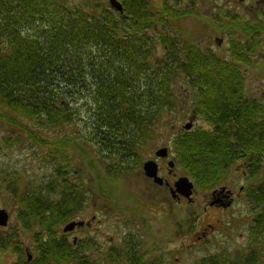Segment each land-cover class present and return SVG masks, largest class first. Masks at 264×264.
<instances>
[{
    "label": "trees",
    "instance_id": "obj_1",
    "mask_svg": "<svg viewBox=\"0 0 264 264\" xmlns=\"http://www.w3.org/2000/svg\"><path fill=\"white\" fill-rule=\"evenodd\" d=\"M118 1L122 12L108 0H0V121L14 131L2 146L40 149L39 163L49 167L28 186H21L19 176L7 182L20 227L38 228L28 264H88L83 254L93 242L78 240L74 247L57 236L59 226L77 219L89 199L72 154L83 165L89 158L100 164L99 181L114 191L120 179L139 170L141 143L151 139L153 125L178 98V111L193 110L200 119L201 126L173 140L176 165L196 185L224 184L238 162L252 178L260 175L264 105L245 94L240 63L248 56L240 53L246 43L239 30L234 28L227 48L236 59L244 57L234 68L211 50L190 46L179 27L165 25L167 18L192 13L166 3L155 14L153 0ZM223 19L214 16L213 22ZM158 24L164 29L149 34ZM159 46L165 54L156 57ZM245 201L254 215L250 254L229 259L221 252L195 264H264V257H256L264 246V177L248 188ZM16 233L0 230V251L11 248L19 255L13 264H25Z\"/></svg>",
    "mask_w": 264,
    "mask_h": 264
},
{
    "label": "rangeland",
    "instance_id": "obj_2",
    "mask_svg": "<svg viewBox=\"0 0 264 264\" xmlns=\"http://www.w3.org/2000/svg\"><path fill=\"white\" fill-rule=\"evenodd\" d=\"M179 1L180 3L176 4ZM152 2L155 14L160 12L161 5L166 3L168 7H170L169 4L173 5V8L178 11L186 10L192 13V16L188 13L178 16L177 21L167 18L170 22H167L165 25L179 27L178 29L181 31L182 38L190 46H198L203 50H211L215 59L229 60L234 68H237V60H244L242 59L244 57L236 59V55H232L231 51L227 52V48H229L228 41L234 38V24H239L243 21L247 22L244 25L251 28L254 24L252 20L264 22V18L260 19L262 18V13H264V0H196L194 1V6H187V4H190L189 0L188 3L185 0H164V3L160 0H153ZM226 11L232 13L234 17L229 16L231 18L229 20V17H226ZM214 16L224 17V19L216 23L213 22ZM226 22L230 26H227ZM215 25H218L220 29L215 31ZM163 29V24H158L148 32L149 34H153ZM221 38L223 39L222 48H219L220 46L217 44V41ZM240 39L246 43V39L248 38L245 39V36H240ZM248 45L253 50V53L245 51L246 54L250 55L248 56V62L240 63V68L245 77V94L248 95V98L262 99L264 101V32L250 35ZM162 53L165 54L163 47H157V54L155 56L160 57ZM179 94L184 98V102L188 100L187 92L182 91ZM180 102V98L176 99V107L171 111H167L164 117L160 118L159 122L153 125L154 134L151 139L148 142L144 141L143 144L141 143V150L144 155L142 162L156 159L154 153L161 147L169 148V158H175L173 140L177 134L184 132L183 127H185L191 116V112L188 110L186 112L178 111L177 107H180ZM80 120L84 119L80 118ZM79 125H82V123H76L75 128ZM199 126H201L200 120L197 121L195 127ZM11 136H14L13 129L5 126L0 121V145L2 147L0 151V209H4L10 214L9 224L3 232H17L16 235L19 240L16 239L15 242L21 247V250L24 251L25 247H29L31 250L35 244L34 236L38 228L24 229L20 227L16 216L17 205L9 194L7 182L19 176L22 178L21 186H28L30 181H38L44 175H47L49 167L40 165L36 155L41 152L40 149L32 150L26 146L18 148L14 145L9 149L3 148L2 138H11ZM78 157L72 154L73 162L76 163L77 169L89 185L87 188L89 202L83 211V217L77 219L89 220L91 215L94 214L98 217L99 224L96 225L97 229L83 228L75 233V235L79 237H92L95 244L100 246L101 249L94 248L95 253L91 254L92 256H98L100 252H104V247L108 249L113 246L111 245L113 244L111 242L112 239L122 240V235L126 232L123 228L130 227L120 222L116 218V215H125L124 219L128 220V223L137 222L136 228L139 231L138 233L142 234L145 238V247L148 250H153L151 255L158 256V259L168 260L166 264H195L201 258L212 257L221 252L227 253L229 259H234L238 254H250V251L253 249V246L250 244L253 240L251 228L253 229L252 220L254 215L251 206L248 207L244 199H239L237 203L227 210L209 209L204 213L202 202L204 196L207 195L206 193L211 191V189H203L194 183L193 191L196 192V196L192 195V198L193 196L195 197V203L190 204L188 209L182 208L183 211L174 205V210L172 211L171 203L169 202L170 205L167 206L168 211H162L165 213L163 219L162 214H148L145 212L146 209L140 207L136 209L133 204L134 202H132L133 198L148 197L151 187L155 185L151 182H145L141 172L127 175L120 181L114 191L107 188L105 190L99 181L101 165L96 163L95 160H91V158L87 160V164L83 165V159H79ZM169 158L159 160V164L167 168ZM260 161L262 164L260 170L261 176L259 175L256 178L250 177L248 179L244 177L241 170H238L240 166H236V163L232 165V170L229 173L230 176L226 181H228L227 184H229L234 192H238L241 186H249L263 179L264 154ZM174 172L177 173V176L188 177L186 170H183L180 166L176 167ZM124 180L125 183H123ZM160 193L152 194L149 199L152 200L155 197L159 201V204L166 206L167 203L164 202L163 196H165L166 200H169V196L164 194L163 190ZM111 202L112 205L110 204ZM139 220L143 221L138 222ZM202 222L203 225L205 223L213 225V229L209 230L205 237L200 235L202 230L200 225ZM60 228L61 226H59L57 236L64 235L62 228L61 230ZM149 232L152 233L149 234V238H146ZM69 237L71 240V236ZM12 246L15 248L14 245ZM86 255H88V251L83 254V256ZM18 256L11 248L4 249L0 251V264H13L19 260ZM256 257L262 261L264 257L263 244ZM93 259L95 258L93 257ZM258 264L261 263L259 262Z\"/></svg>",
    "mask_w": 264,
    "mask_h": 264
},
{
    "label": "flooded vegetation",
    "instance_id": "obj_3",
    "mask_svg": "<svg viewBox=\"0 0 264 264\" xmlns=\"http://www.w3.org/2000/svg\"><path fill=\"white\" fill-rule=\"evenodd\" d=\"M226 14H231L233 16V14L230 13L229 11H227ZM263 18H264V13H262V18L260 19H263ZM252 22L254 24L251 26V28L244 25L247 22H243V21H241L239 24L238 23L236 24L233 23V24L235 25V29L239 30V33L241 36H245V39L246 38L249 39L250 35L264 32V22L262 23V21L257 22L254 20H252ZM248 39H246L247 42L245 46L241 47V44L239 45V50L242 51L240 53L244 54L245 51L249 53H253V50L251 48H250L251 50H249ZM222 42H223L222 38L221 40L217 41V44L220 46L219 48H222ZM246 55L250 56L249 54H246ZM250 99L258 100L261 102V104L264 105V101L262 99H255V98L254 99L250 98ZM165 159H167V157L157 159L158 176L162 180L161 183H156L153 179H149L145 177L144 173L141 172L142 173L141 175L145 182H149V183L151 182L152 184H155V185L154 186L151 185L152 187H151V191L148 197L141 196L140 198L137 197V198L132 199V202H134L133 204L142 209H146L145 211L146 213L153 214V215L162 214L163 219H164L165 213H163L162 211L167 210V206H169L170 203H171L172 211L174 210V205L178 206L181 209L182 208L188 209L190 204L195 203L194 196L192 199H189L185 197L183 191L175 190V183L180 176H177V173L174 172L175 169L170 168V167L165 168L161 164H159V160H165ZM238 170H241L242 175L248 179L250 177H254L249 173L248 167H246V165L244 164H241L240 169ZM227 183H224L223 184L224 186L223 185L219 186L216 189H213L209 191L208 193H206L207 195L204 196V200L202 202L204 206L203 207L204 213H206L209 209L227 210L231 208L235 203H237L239 199L241 198L244 199L246 197V193L249 187H253L255 185L254 183L249 186H241L238 192H234L229 186V184ZM162 190L164 194H167L169 196V200L168 199L166 200L165 196L161 195L164 198V202L167 203L166 206H164L163 204H159V201L156 200L155 197H153L152 200L149 199L152 194L155 195L157 192L161 194L160 191L162 192ZM193 195L196 196L195 191ZM116 218L120 222H123L124 224H127L130 227L123 228L126 232L122 235L123 236L122 240L118 241L117 239H112L111 242L113 244L111 245L113 246L109 247L108 249L104 247L105 251L100 252L98 256L96 255L92 256L95 253L94 248H100L99 245L95 244L92 237H79L75 235V233L79 232L83 228H87V229L96 228L97 229L96 225L99 224V219L96 215L94 214L91 215L89 219L90 220L89 225L85 224L84 226L76 227V229L72 233L67 235V239H69L68 238L69 235H72L74 247L77 246L78 240H89L90 242H93V246L90 248V250L88 251V255H87L88 264H166L168 262V260H161V259H158V256L155 257L151 255L153 250H148L145 247L146 245L144 243L145 238L142 234L138 233L139 231H137V228H136L138 225L137 222L128 223L127 222L128 220L124 219L125 215L123 216L116 215ZM78 220L81 221L82 219H78ZM142 221L143 220H139L138 222H142ZM200 228L202 229L200 232V235L205 237L207 236L208 231L213 229V225L209 223H205L203 225V222H202L200 225ZM152 232H149L146 238L147 237L149 238V234ZM75 238L77 239V241H75L74 243ZM152 240L154 239L152 238ZM93 257L95 259H93Z\"/></svg>",
    "mask_w": 264,
    "mask_h": 264
},
{
    "label": "water",
    "instance_id": "obj_4",
    "mask_svg": "<svg viewBox=\"0 0 264 264\" xmlns=\"http://www.w3.org/2000/svg\"><path fill=\"white\" fill-rule=\"evenodd\" d=\"M109 2H110L111 7L114 10H116L118 12L122 11V6L117 0H109ZM191 127H192V120L188 124L185 125V129L189 130ZM166 155H167V149L166 148L159 149L156 152V156H159V157H161V156L164 157ZM172 165H173V163L170 162V166H172ZM144 172H145L146 176H148L150 178H154L155 181H157L158 183H161V180L157 177V166H156L155 162L148 161L147 163H145ZM175 186L178 189L180 188V189L184 190V193L186 194V196L191 195L192 183H190L186 177L180 178ZM8 218H9L8 213L4 209H0V227L6 226ZM82 225H83L82 222L69 223L64 227V232L72 231L75 227L82 226Z\"/></svg>",
    "mask_w": 264,
    "mask_h": 264
}]
</instances>
